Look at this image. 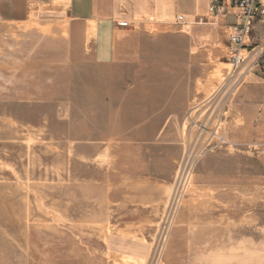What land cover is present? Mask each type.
Returning a JSON list of instances; mask_svg holds the SVG:
<instances>
[{
  "label": "rangeland",
  "instance_id": "1",
  "mask_svg": "<svg viewBox=\"0 0 264 264\" xmlns=\"http://www.w3.org/2000/svg\"><path fill=\"white\" fill-rule=\"evenodd\" d=\"M203 20L200 68L175 36L99 66L0 40V264H264V71L207 96L229 32Z\"/></svg>",
  "mask_w": 264,
  "mask_h": 264
},
{
  "label": "crops",
  "instance_id": "2",
  "mask_svg": "<svg viewBox=\"0 0 264 264\" xmlns=\"http://www.w3.org/2000/svg\"><path fill=\"white\" fill-rule=\"evenodd\" d=\"M210 1L0 0V40L9 42L29 35L61 41L68 61L99 66L114 64L126 56L124 48L127 42L175 36L185 43L186 48L181 53L192 61L190 68H200L193 60L198 55L194 34L197 30H205L208 38L214 35V26L197 23L199 18L209 15ZM235 12L232 7H227L226 12L216 20L229 32V56L225 61L216 62L204 81H198L199 89L207 96L215 93L231 70V26L239 22ZM229 18L231 24L228 23ZM164 30L175 32L163 33ZM246 39L243 53L252 48L264 49V10L252 22ZM247 75L251 81L258 80L255 74ZM199 79L196 75L193 84Z\"/></svg>",
  "mask_w": 264,
  "mask_h": 264
},
{
  "label": "built area",
  "instance_id": "3",
  "mask_svg": "<svg viewBox=\"0 0 264 264\" xmlns=\"http://www.w3.org/2000/svg\"><path fill=\"white\" fill-rule=\"evenodd\" d=\"M227 7L236 10L235 13L239 17V22L231 26L232 32L230 35L232 49L229 62L234 72H238L239 68L250 62L252 57H255L254 61L251 62L252 68L260 67L264 71V50L258 52L254 48L243 54L246 49L245 40L251 31V24L264 10V0H211L208 5V14L211 19L217 20L226 12ZM197 23L212 24L203 20V18H199ZM259 61H262V64Z\"/></svg>",
  "mask_w": 264,
  "mask_h": 264
},
{
  "label": "bare ground",
  "instance_id": "4",
  "mask_svg": "<svg viewBox=\"0 0 264 264\" xmlns=\"http://www.w3.org/2000/svg\"><path fill=\"white\" fill-rule=\"evenodd\" d=\"M243 54H245V53H243ZM231 68H232V66H231ZM232 70H233V68H232ZM233 72H234V70H233Z\"/></svg>",
  "mask_w": 264,
  "mask_h": 264
}]
</instances>
